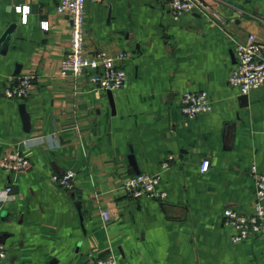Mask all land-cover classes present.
Here are the masks:
<instances>
[{
  "label": "crops",
  "instance_id": "crops-1",
  "mask_svg": "<svg viewBox=\"0 0 264 264\" xmlns=\"http://www.w3.org/2000/svg\"><path fill=\"white\" fill-rule=\"evenodd\" d=\"M60 1L0 0V42L10 31L0 43V161L14 163L18 149L29 159L0 166V190L13 185L0 202V264H93L111 252L120 264H264V230L234 242L224 216L254 211L251 166L264 173V84L242 98L229 83L234 39L264 44V0H205L216 20L197 10L176 19L171 0H86V50L127 53L118 91L87 73L60 75L71 24ZM25 74L37 76L31 94L6 96ZM203 90L213 110L185 117L182 94ZM68 170L66 190L54 177ZM141 172L162 173L163 199L122 189Z\"/></svg>",
  "mask_w": 264,
  "mask_h": 264
},
{
  "label": "built area",
  "instance_id": "built-area-1",
  "mask_svg": "<svg viewBox=\"0 0 264 264\" xmlns=\"http://www.w3.org/2000/svg\"><path fill=\"white\" fill-rule=\"evenodd\" d=\"M247 1V0H243ZM86 0H61L57 11L67 14L70 18V50L61 59L59 73L64 77L71 76L75 79L81 78L86 73L92 85L97 89L118 91L127 81V71L121 61L125 60L126 52L109 53L99 50L89 53L86 50ZM23 12L24 20H27L28 6H17ZM170 9L173 16L178 19L182 14L197 10L211 20H216V14L212 12L205 0H171ZM236 63L231 71L229 83L240 89L241 94H249L254 89L264 84V44L254 34H250L246 40L234 39ZM37 76L25 74L18 77L15 85L5 89L6 96L10 98L24 99L31 94ZM180 110L187 118H195L201 114L213 110V101L210 94L203 91H187L180 98ZM14 163L5 164L0 161V166L11 170H19L29 163V159L18 149ZM171 158V156L169 157ZM210 161L204 160L201 171L209 169ZM163 169L169 167V161L162 164ZM256 187V199L254 211L250 214L244 213L232 207L224 210L225 224L231 229V239L234 242L245 240L252 235L259 234L264 230V173L256 164L250 169ZM75 172L68 170L63 174L55 175L54 179L63 189L74 187ZM162 173L141 172L128 176L121 181L124 191L133 196H148L154 199H163L166 192L160 189ZM13 185L8 184L0 190V202H9L12 199ZM101 216L105 221L110 220V212L103 210ZM7 257V247L1 239L0 231V263ZM93 264H120L113 252L99 258Z\"/></svg>",
  "mask_w": 264,
  "mask_h": 264
},
{
  "label": "water",
  "instance_id": "water-1",
  "mask_svg": "<svg viewBox=\"0 0 264 264\" xmlns=\"http://www.w3.org/2000/svg\"><path fill=\"white\" fill-rule=\"evenodd\" d=\"M8 34H10V31H7V32L4 34V36H3L2 39H1V42L7 38ZM1 42H0V43H1ZM235 62H236V61H235ZM109 91H110V90H109ZM111 94H112V93H111ZM247 95H248V94H241V97L244 98V97H246Z\"/></svg>",
  "mask_w": 264,
  "mask_h": 264
}]
</instances>
